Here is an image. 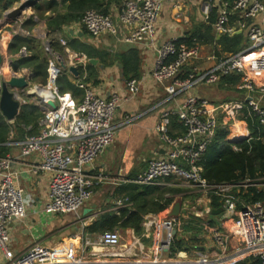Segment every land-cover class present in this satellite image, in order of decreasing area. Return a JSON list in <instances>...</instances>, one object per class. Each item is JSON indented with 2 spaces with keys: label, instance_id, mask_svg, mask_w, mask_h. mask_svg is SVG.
<instances>
[{
  "label": "built area",
  "instance_id": "2783aa9c",
  "mask_svg": "<svg viewBox=\"0 0 264 264\" xmlns=\"http://www.w3.org/2000/svg\"><path fill=\"white\" fill-rule=\"evenodd\" d=\"M179 1L122 0L116 21L110 16L88 10L83 14L80 24L94 39L104 35L118 38L122 33V43L132 46L148 45L156 53L150 76L163 87L166 96L157 105L163 110L155 131L166 148V156L151 160L146 170L133 182L159 188L183 184L195 189L202 200L200 202L197 199L196 202L205 205L203 213L196 214L199 217L210 213L208 205L213 195L224 199L234 190L239 191L240 188L249 186L248 181L237 186H210L201 177L199 162L213 141L220 123L222 128L230 130L229 139L232 143L249 136L245 121L240 119L244 117V111H247L246 116L255 117L264 125V108L261 106L264 99V5L260 0H237L230 9L228 3H223L213 25L215 34L243 33L247 39V47L240 53L221 58L209 68L200 69L202 47L195 39L190 45L178 44L180 38L161 44L157 42V23L164 4H176ZM233 12H237L239 18L230 25V15ZM34 20L37 21L36 17ZM3 22L4 17L0 20V27H3ZM22 22L23 18H20L14 25L24 36H28V32L21 30ZM39 36L49 55L47 81L44 86H39L51 93L55 109L46 105L47 100L38 101L37 107L42 111L39 132L24 138L17 143V147L20 157L36 154L40 159L38 164L30 168L31 172H43L50 176L48 200L43 213L48 216L77 214L90 201L95 186L102 181L101 177L87 172V168H92L97 158L113 144L119 129L136 122L141 115L126 117L116 123L114 119L121 104L120 96L112 94L109 98L100 97L83 82L89 64L86 56L66 49L60 57L50 50L45 34ZM59 42L66 47L65 41L60 39ZM19 55L25 57L26 50L22 49ZM2 56L0 91L2 75L13 71L12 57L7 54ZM60 59L67 69L73 67L79 72L76 85L83 92L79 103L70 94L60 93L56 87V80L62 73L58 64ZM186 68L190 72L184 75L182 72ZM14 73L17 77L32 76L26 70ZM231 75L239 77L236 85L237 99L211 104L197 96L198 89L216 86L222 78ZM126 87L132 96L139 94L140 84L137 79L127 81ZM10 92L19 102L20 90L10 89ZM176 100H181V105L166 108L169 103H176ZM174 117L178 119L184 133H170V123ZM233 149L238 151L236 146ZM11 165L10 157L0 158V264H234L249 258L254 260V264H264V204L260 202L247 205L236 213L231 220L230 234H222L217 228L209 229L215 246L219 249V255L213 258L202 254L192 259L182 254L170 257L173 232L176 231L178 222L173 216L161 219L151 217L144 223L142 237L153 235L156 228L162 234L156 239L151 236L154 242L150 252L141 258L136 254L132 258L124 255L126 251L120 250L124 246L117 230L96 236L82 231L75 234L73 240L80 244L78 252L67 245L64 249H68V257L63 259L55 258L56 250L40 245L14 255L9 248V226L26 217L27 198L25 191L14 183ZM222 215L223 212L218 221L220 223L227 219L226 215ZM150 228H153L152 232ZM233 239L236 246L228 253ZM134 241V250H139L140 240L134 238Z\"/></svg>",
  "mask_w": 264,
  "mask_h": 264
},
{
  "label": "crops",
  "instance_id": "0c3cea01",
  "mask_svg": "<svg viewBox=\"0 0 264 264\" xmlns=\"http://www.w3.org/2000/svg\"><path fill=\"white\" fill-rule=\"evenodd\" d=\"M222 4L221 0H180L176 4L165 3L157 23V42L161 44L170 39L184 38L187 34L192 32L195 27H198L201 24H206L212 10L217 9L216 16H218V10ZM119 8L120 7L117 5L110 6L109 16L114 21H116ZM32 15H34V12L30 9L28 12H25L21 18H23L24 21ZM42 23L44 24V22ZM38 25L39 24L32 29L31 33H27V35L36 38L37 41L42 44L44 54L49 57L42 43V39L39 36L44 33L45 36L48 37V31L46 30L45 24L43 27ZM82 29H84V27L78 22L64 27L60 34L53 35L54 39L57 40L56 43L62 54L60 55L57 52L53 53L58 56L60 55V57L63 56L65 50L68 49V44L74 40L86 43L95 47L99 51L107 52L110 57L114 59V63L105 67L104 64L96 59L97 64L94 66L92 65L96 68V76L86 84H88L94 93L100 97L109 98L112 94L120 96L121 104L114 119L116 123L123 121L126 117L141 116L136 122L119 129L115 134L113 144L97 158L93 164V169L91 167L87 168V172L98 178L101 177L102 181L95 186L92 190L90 201H88L77 214L45 215L43 213V208L48 200L50 176L43 172L33 173L30 171V168L38 164L40 161L36 154H31L27 157H20L19 148L17 147L18 142H14L13 140L8 141L4 145V147L11 149L7 156L12 160L11 172L14 175V183L25 191L27 198L26 217L21 221H16L10 224L9 226V248L14 255L22 254L34 245H40L54 250L58 247L64 248L65 246L70 245L77 253L80 244L73 240V236L81 231L85 232V229L90 227L96 219L104 213L117 215L121 210L132 207V203L127 200L126 196L131 192V187H133V185L141 186L134 183V179L146 170L147 165L151 160L165 158L166 156V148L159 141L155 131L160 113L163 110L161 107H157V105L166 96L163 87L155 83L150 76L155 62L156 53L148 45L132 46L122 43L120 41L122 33L118 38L104 35L94 39L89 35H85L84 37ZM234 34L239 35L243 33L235 32ZM5 35H7V37H5ZM12 35L24 36L20 30L18 31L17 26L14 25V23L11 25L5 24L4 27H0V38L4 47H7ZM218 37L219 35H217V38ZM60 39L66 42V47H63V45L60 44ZM201 47V60L199 62V67L200 69L209 68L217 62V58L214 56L215 50L212 46ZM129 48H136L140 54V70L139 77L137 78L140 84V91L139 94L135 96H132L128 92L126 87L127 80L124 79L122 74V65L116 61V57ZM2 50L4 49H1V51ZM20 57L21 56L17 55L13 58L18 59ZM25 57H27V55ZM62 73L68 81L76 85L78 78L70 75L67 71ZM87 75L88 71L86 67L85 79L87 78ZM32 77L33 74L31 77L29 75L27 77L29 80V86ZM79 78L80 80L82 79V73ZM227 89L228 88L220 81L215 88L213 86L198 89L197 96L207 100L211 104L225 103L227 101L226 98L223 100L222 98L225 97L224 94L228 93L237 99L238 94L236 92V86L234 92L228 91ZM80 92L82 99L83 92L82 90H80ZM20 96L21 99L18 102V114L21 107L26 104H31L39 109L37 107L39 100L36 96L28 95V89L20 90ZM175 102L176 103H169L166 108H175L176 105H181L182 103L181 100H176ZM173 119L176 121L174 122ZM13 121L7 122L11 124ZM221 126L222 123H220L219 128H222ZM26 130L28 131L30 128H27ZM38 132L39 121L37 122V128L33 133L35 135ZM183 132L184 129L180 125L178 119L172 118L170 123V133L172 135H179ZM10 139H12V136ZM184 191L185 190L183 189L182 193L170 196L173 198V202L164 212L157 215L145 216L142 230L144 231V223L151 217L161 219L162 217L171 216L172 209L174 205L177 204L176 201L181 200L182 197L184 198L186 195H183ZM198 201L202 202L201 198H198ZM210 205L211 203L208 207H210ZM247 205L248 204H243L242 209ZM225 208L226 211L223 212L222 216L226 215L227 219L222 223L218 222L220 220V215L218 216L212 214L213 212L211 213L212 215L217 216L215 218L217 226L212 227L209 224L210 213L207 215L204 214L205 217L204 215L198 217L196 214H200L201 212H188L187 206L185 208L184 203L179 205L178 216H176L178 219L176 226L177 229L174 237L179 234L181 238H192L189 237V234H185L183 231V226L189 222L190 215L201 219L202 223L200 226L203 231L199 237H197L194 247L189 252L178 254H182V256L187 255L188 259H192L199 254L208 255L212 258L219 255V249L215 246L209 229L217 228L222 234H230L232 229L231 220L236 213L239 212L236 206V201H232L231 203L226 202ZM84 211H86V214H84ZM149 230L152 232L153 228H150ZM117 231L120 233L125 232L133 239L142 238L145 245L143 247L145 253L140 252L138 256H146L148 252H150L152 243L154 242V240L151 239V236H153V239H156L161 237L162 234L159 228H156L155 233L148 238L142 237L143 231L140 236L135 235L130 229ZM234 246H236L235 239L231 241L227 252L230 253ZM125 249L126 248L124 247L120 248V250H123L124 252L126 251ZM64 251L68 254V249H64ZM124 255L127 258H132L130 251L125 252ZM238 262L234 264H237Z\"/></svg>",
  "mask_w": 264,
  "mask_h": 264
},
{
  "label": "trees",
  "instance_id": "16d2710c",
  "mask_svg": "<svg viewBox=\"0 0 264 264\" xmlns=\"http://www.w3.org/2000/svg\"><path fill=\"white\" fill-rule=\"evenodd\" d=\"M23 0H0V20L5 13L18 5ZM237 0H221V3H228L230 9ZM264 5V0H260ZM121 0H42L36 3L32 11L34 15L25 19L21 24V29L28 33L37 26L38 22H44L48 31L47 40L52 52L60 55V48L56 43L53 35L60 34L64 27L74 23H80L83 14L88 10H94L104 16H109L110 6L117 5L120 7ZM231 12V11H230ZM216 10H212L208 22L195 27L192 32L177 42L190 45L195 39L200 46H212L215 50L214 56L217 61L221 58L240 53L247 47V39L244 34L217 35L214 32L213 25L216 22ZM48 14V15H46ZM36 17L37 21L34 20ZM239 15L233 12L230 15V25L237 21ZM11 27V26H10ZM85 37L88 33L85 28L82 29ZM7 37V35H5ZM25 49L27 57L14 59L13 57L20 54ZM68 49L74 53L83 54L90 60H99L105 67L112 65L114 59L105 51H99L86 43L74 40L68 44ZM6 54L12 57L11 67L14 72L27 70L33 77L31 83L44 86L47 81V55L44 54L42 44L36 38L31 36L12 35L6 47ZM20 56V55H19ZM140 54L136 48H129L116 57V61L122 65V74L125 80L137 79L139 77ZM96 68L88 64L87 78L83 81L85 84L95 78ZM189 69L182 72L186 75ZM239 81L237 75L227 76L221 79V83L226 86L228 91L234 92V88ZM56 87L62 94H70L74 100L81 101V92L77 85H74L66 79L63 73L56 80ZM264 108V99L261 102ZM240 117L245 121L246 128L249 132L247 139L237 143L229 140L230 130L218 128L216 135L202 155L199 166L202 169L201 177L210 186L232 185L237 186L248 181V187L240 188L229 193L228 198L220 199L212 196L210 205L209 224L216 227L217 216L212 212H225V203L236 201L237 209L240 211L243 204L264 203V125H261L255 117ZM42 113L39 109L31 104L21 107L20 112L13 123H8L0 114V158H6L11 149L4 145L13 140L21 142L28 136H33V131L37 128V122L41 119ZM175 118V117H174ZM175 122L176 120L173 119ZM30 128V130H26ZM184 133V132H183ZM36 135V134H35ZM12 136V139H10ZM236 146L238 151L233 147ZM183 192V189L174 187L158 188L156 186H135L131 187V192L126 198L132 203V207L125 208L119 214L104 213L88 228L85 233L88 235H100L103 233H112L116 230H132L135 235L142 234V224L144 217L147 215H157L164 212L170 207L175 196ZM212 213V214H211ZM190 220L183 226L185 234H189L191 239L181 238L177 234L170 246V257L175 258L178 253L189 252L202 233L201 219L195 216H189ZM237 264H254V260L249 258L238 262Z\"/></svg>",
  "mask_w": 264,
  "mask_h": 264
},
{
  "label": "water",
  "instance_id": "95a60500",
  "mask_svg": "<svg viewBox=\"0 0 264 264\" xmlns=\"http://www.w3.org/2000/svg\"><path fill=\"white\" fill-rule=\"evenodd\" d=\"M41 0H25L24 3H21L15 8L7 11L4 15V22L2 26L4 27L5 24L11 25L19 20L23 14L32 9L33 6ZM2 54L0 53V65L2 63ZM58 64L62 69V72H68L70 75L78 78L79 72L76 68H68L64 65L62 59L58 60ZM90 65H96V60H90ZM12 71V70H11ZM1 91H0V113L2 116L8 121L12 122L16 116L18 115L19 110V103L13 94L10 92V89H19V90H26L28 89V95L36 96L40 102H45L47 100L46 105L51 109H55V104L53 102L54 98L48 91L45 90L44 87L35 86L29 87V81L25 76L17 77L16 73L12 72H5L1 77ZM47 93V96L44 94ZM179 212V204H175L171 216L176 217L178 216ZM86 214V211H84ZM213 214L220 215V211L213 212ZM176 231L173 232L175 235Z\"/></svg>",
  "mask_w": 264,
  "mask_h": 264
},
{
  "label": "rangeland",
  "instance_id": "374dc122",
  "mask_svg": "<svg viewBox=\"0 0 264 264\" xmlns=\"http://www.w3.org/2000/svg\"><path fill=\"white\" fill-rule=\"evenodd\" d=\"M21 3H24V1L21 2ZM20 4H18V5H20ZM18 5H15L13 8L17 7ZM28 11H26V12H28ZM30 14H31V12H30ZM38 24H39L38 26H40V25H41V27L44 26V24L42 22L41 23L38 22ZM2 44L3 43L1 42V38H0V45H2ZM1 48L2 47L0 46V52L2 53V55L6 56V53H5L6 47L2 48V49H4L2 51H1ZM35 86H39V85H35V84H31L30 83V86L29 87H35ZM214 88H215V86H214ZM224 95H225V97H223L222 100L224 98H226V100H227L226 102H229V101H232V100L235 99V97L233 95L229 94V93L228 94H224ZM178 185H179L178 186L179 188L185 190L183 195H185V194L186 195L184 196V198L182 197L181 200H177L176 201L177 204L181 205V204L184 203L185 208L187 206L188 212L189 211H191V212L194 211L195 213H199V212L203 213V211H204V204H202V203L197 204V202H196V199L200 198L199 193H196L194 191L195 189H191L190 187H185L183 184L182 185L178 184ZM204 217H205V215H204ZM120 239H121L122 246H124L126 248V252L130 251L131 255H134V254L138 255L140 252H144L145 253V249H143V247L145 245H144V241H142V238L139 239L140 242H141V246H138L139 250H134V247H135V243L134 242L135 241H134V239L130 235L126 234L125 232L124 233H120ZM139 257L141 258L142 256L139 255L138 258Z\"/></svg>",
  "mask_w": 264,
  "mask_h": 264
},
{
  "label": "bare ground",
  "instance_id": "6f19581e",
  "mask_svg": "<svg viewBox=\"0 0 264 264\" xmlns=\"http://www.w3.org/2000/svg\"><path fill=\"white\" fill-rule=\"evenodd\" d=\"M2 48H4V45H0ZM47 96V93H44ZM68 254L64 251V248L62 247H58L55 251V258L56 259H63V258H67Z\"/></svg>",
  "mask_w": 264,
  "mask_h": 264
}]
</instances>
